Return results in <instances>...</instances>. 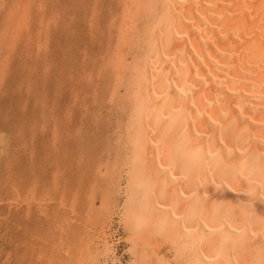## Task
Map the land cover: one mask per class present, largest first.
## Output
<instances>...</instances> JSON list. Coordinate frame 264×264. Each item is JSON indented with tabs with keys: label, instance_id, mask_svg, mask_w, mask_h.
I'll use <instances>...</instances> for the list:
<instances>
[{
	"label": "bare ground",
	"instance_id": "obj_1",
	"mask_svg": "<svg viewBox=\"0 0 264 264\" xmlns=\"http://www.w3.org/2000/svg\"><path fill=\"white\" fill-rule=\"evenodd\" d=\"M8 2L0 51L13 38L11 54L24 33L36 24L45 30L50 19L46 0ZM115 4L121 11L109 25L116 44L104 52V66L97 62L108 72L97 71L110 78L109 102L117 113L114 161L109 158L103 176L99 169L90 189L92 200L101 192L96 209L89 205L78 216L79 202L70 197L66 209L68 196L61 199L59 210L80 217L72 230L96 229L79 238L84 255L62 249L65 264H264V0Z\"/></svg>",
	"mask_w": 264,
	"mask_h": 264
},
{
	"label": "rangeland",
	"instance_id": "obj_2",
	"mask_svg": "<svg viewBox=\"0 0 264 264\" xmlns=\"http://www.w3.org/2000/svg\"><path fill=\"white\" fill-rule=\"evenodd\" d=\"M8 1L5 0L2 5L3 8L2 6L0 8V17H2L0 24L4 20V14L1 10L8 9L9 5L13 3ZM46 1L44 5H46L45 12L47 13L44 15H48L46 18L50 19L47 20L50 24L48 23V26L44 27L45 30H42L37 24V26L31 24L33 28L26 32L28 35L24 33L23 40H17L15 53L9 54L8 51L9 46H12V41H14L12 37V39L4 41V49L0 51V264H53L54 262L65 264L63 257L68 251L67 248H70L69 251L75 252V255H84L85 250H82L84 245H82V240L79 241V238L84 236L86 240L90 235L93 236L96 229L90 231L91 233L86 228L89 233L85 232L83 227H80L79 232L72 230L80 225V217H74L71 212L67 214L63 210H59L58 207L61 204V199L68 196L66 197L68 201L64 199L67 201L66 207H64L69 208L70 197L73 201L77 200L76 203L79 202L76 206L78 216L86 214L89 205L96 209L101 192L99 193L100 196L97 194L92 200L90 198L92 190L90 189L95 186V178L100 177L101 173L103 176L107 164L114 161L112 154L115 152L113 146L115 137L113 132L116 130L117 113L114 110L115 106L109 102L110 78L107 79L105 74L108 72H106V68L99 67V64L102 63L101 66H104L108 62L109 58L106 57L105 53H108L109 48L115 46L113 43L116 42L117 33L110 30L109 24L111 23V15L120 13L121 8L116 6L117 0ZM53 4L55 5L53 6ZM115 7L117 8L114 9ZM100 8L102 9L100 10ZM109 10L110 12H108ZM88 11L91 12L88 13ZM89 15H91L90 18ZM86 16L88 17L86 18ZM38 18L35 17V23H38ZM90 19H93L92 22L95 21L92 23L93 25H91ZM70 20H72L71 23ZM109 31L110 34H108ZM72 34L73 36H71ZM107 34L110 35L109 38ZM40 35L42 36L41 39H39ZM29 38L31 39L29 40ZM90 40L94 42L91 43ZM101 49L105 55H101ZM94 53L96 54L94 55ZM90 56L98 57L96 59L91 57L90 60ZM97 62L101 63L98 64ZM92 64L95 66L92 67ZM100 70L105 72H102V76L98 75L99 72L97 71ZM67 72L74 77L68 76ZM56 131L58 135L55 134ZM108 146H112L110 147L111 150ZM109 158L113 161L110 162ZM99 169H101V173ZM60 170L65 174H61ZM17 188L18 190H16ZM32 190L35 191L32 192ZM64 191L67 194H63ZM33 195L36 197L34 198ZM40 197H43L45 201L47 200L48 206L46 208L42 204L44 199ZM66 217H69V220ZM67 224L70 226L69 229ZM70 224H73L75 228ZM82 229L84 232H81ZM64 234L67 236L64 237ZM124 249L123 245L120 246L119 252L123 254Z\"/></svg>",
	"mask_w": 264,
	"mask_h": 264
}]
</instances>
